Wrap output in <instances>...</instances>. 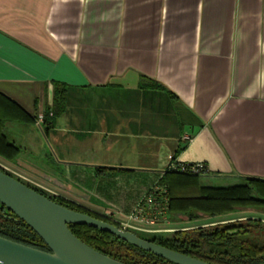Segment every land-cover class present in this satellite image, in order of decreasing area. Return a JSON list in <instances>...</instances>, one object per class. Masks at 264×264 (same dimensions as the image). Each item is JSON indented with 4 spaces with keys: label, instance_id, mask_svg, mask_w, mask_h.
I'll use <instances>...</instances> for the list:
<instances>
[{
    "label": "crops",
    "instance_id": "0c3cea01",
    "mask_svg": "<svg viewBox=\"0 0 264 264\" xmlns=\"http://www.w3.org/2000/svg\"><path fill=\"white\" fill-rule=\"evenodd\" d=\"M7 99L37 119L3 124L20 153L0 167L100 216L161 200L171 157L207 166L201 188L264 180V0H0Z\"/></svg>",
    "mask_w": 264,
    "mask_h": 264
},
{
    "label": "trees",
    "instance_id": "16d2710c",
    "mask_svg": "<svg viewBox=\"0 0 264 264\" xmlns=\"http://www.w3.org/2000/svg\"><path fill=\"white\" fill-rule=\"evenodd\" d=\"M144 81L143 78V84ZM142 82L141 86H143ZM7 100L12 109L9 111L10 114H0V157L13 161L18 157L20 150L9 143L4 136L3 124L7 121L36 122L37 118L30 116L13 101ZM64 100L61 91L57 90L53 117L62 112L65 106ZM44 120L47 122L48 118L45 117ZM0 170L10 175L1 167ZM170 176L171 178L168 179ZM199 177L168 169L158 186L166 190L168 213L171 217L180 215L187 218L188 222H195L204 216L215 218L244 209H264V180L246 178L241 185L214 189L201 188L198 183ZM172 179L173 181H169ZM28 186L65 208L121 228L118 223L92 213L62 197L51 196ZM69 228L83 243L123 264H174L102 230L78 225H69ZM0 237L40 251L50 252L44 240L29 225L1 204ZM139 237L209 264H264V223L261 221L244 220L183 230L175 232L170 237L162 235Z\"/></svg>",
    "mask_w": 264,
    "mask_h": 264
},
{
    "label": "water",
    "instance_id": "95a60500",
    "mask_svg": "<svg viewBox=\"0 0 264 264\" xmlns=\"http://www.w3.org/2000/svg\"><path fill=\"white\" fill-rule=\"evenodd\" d=\"M0 204L29 225L47 244L40 251L0 237V264H123L86 245L69 225L87 226L174 264H209L140 238L87 214L65 208L0 170Z\"/></svg>",
    "mask_w": 264,
    "mask_h": 264
},
{
    "label": "built area",
    "instance_id": "2783aa9c",
    "mask_svg": "<svg viewBox=\"0 0 264 264\" xmlns=\"http://www.w3.org/2000/svg\"><path fill=\"white\" fill-rule=\"evenodd\" d=\"M44 118L41 117L40 121ZM185 140H190L189 136H185ZM171 164L169 170L193 175V176H204L209 173L207 166L204 163H182L178 162L173 157L170 158ZM160 192L158 188L151 190L146 197L136 206L133 213L128 217L125 222L118 221L113 217H106L107 219L116 222L120 225V229L130 231L131 229L138 228L134 224L150 225L154 226L161 220L166 221L168 219V197L166 192L162 195V199L159 200Z\"/></svg>",
    "mask_w": 264,
    "mask_h": 264
},
{
    "label": "rangeland",
    "instance_id": "374dc122",
    "mask_svg": "<svg viewBox=\"0 0 264 264\" xmlns=\"http://www.w3.org/2000/svg\"><path fill=\"white\" fill-rule=\"evenodd\" d=\"M231 214H228V217ZM225 216L227 215H222V216H218L215 218H225ZM183 216H172L169 215L168 219L166 221L161 220L158 224L156 225H165V222H168L170 224V222H172L171 225V230H173L170 233H161V234H156L155 236H164V237H170L171 235H173L175 232L178 231H183V230H191V229H197V228H201V227H207V226H213L212 223L209 222H191V224H182L180 223V220H187V218L183 217ZM213 218V219H215ZM202 219L205 220H210V217L204 216ZM200 219V220H202ZM212 219V218H211ZM230 220L232 221H228L226 223H217L214 225H221V224H227V223H232V222H239V221H244V220H256V221H261L262 223H264V209L263 210H256V209H244L242 211H238L236 213H234V215H232V218H230ZM174 224V225H173ZM145 237H152V236H145Z\"/></svg>",
    "mask_w": 264,
    "mask_h": 264
}]
</instances>
